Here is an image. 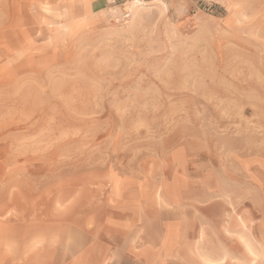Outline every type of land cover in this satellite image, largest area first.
<instances>
[{"label": "rangeland", "instance_id": "rangeland-1", "mask_svg": "<svg viewBox=\"0 0 264 264\" xmlns=\"http://www.w3.org/2000/svg\"><path fill=\"white\" fill-rule=\"evenodd\" d=\"M90 248L264 264V0H0V264Z\"/></svg>", "mask_w": 264, "mask_h": 264}, {"label": "crops", "instance_id": "crops-1", "mask_svg": "<svg viewBox=\"0 0 264 264\" xmlns=\"http://www.w3.org/2000/svg\"><path fill=\"white\" fill-rule=\"evenodd\" d=\"M116 250H112L111 248L108 249V251L106 252L105 256L100 258L101 261L99 262H93L92 256H93V251L92 249H88V251L86 250L83 255L78 256L75 258V260H73V262L68 261V263L66 264H116L117 261L115 258H112V256H115V252ZM83 256V257H82Z\"/></svg>", "mask_w": 264, "mask_h": 264}]
</instances>
